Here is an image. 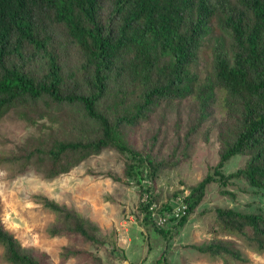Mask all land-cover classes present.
Masks as SVG:
<instances>
[{
	"label": "trees",
	"instance_id": "trees-1",
	"mask_svg": "<svg viewBox=\"0 0 264 264\" xmlns=\"http://www.w3.org/2000/svg\"><path fill=\"white\" fill-rule=\"evenodd\" d=\"M206 36L212 40L211 66L196 82L192 65ZM215 90L225 111L217 124V160L189 187L175 226L211 181L242 178L264 189V0H0V116L13 108L29 124L43 117L50 124L20 153L0 159L53 177L105 147L127 152L150 180L139 183V196L146 193L138 202L143 221L165 238L172 225L156 226L148 205L156 200L152 182L166 165L154 158L150 144L137 149L128 137L161 102L189 94L195 101L184 134L194 132L210 116ZM234 154L245 156L242 164L224 173L222 166ZM36 198L55 215L51 235L115 246L112 234H100L80 212L42 194ZM164 205L170 208V202ZM214 220L223 233L264 251L260 210L217 206ZM0 245L12 264H45L21 247L1 219ZM197 248L246 261L226 238ZM77 252L67 248L61 258ZM161 255L149 264H163Z\"/></svg>",
	"mask_w": 264,
	"mask_h": 264
},
{
	"label": "rangeland",
	"instance_id": "rangeland-1",
	"mask_svg": "<svg viewBox=\"0 0 264 264\" xmlns=\"http://www.w3.org/2000/svg\"><path fill=\"white\" fill-rule=\"evenodd\" d=\"M211 37L202 40L192 65L196 82L209 73ZM219 95L215 90L210 116L190 134L185 135L184 131L195 101L192 94L161 102L132 129L128 137L131 145L139 149L150 144L154 158L166 165L158 170L152 182L158 207L164 209V204L173 200L176 193L188 191L216 162L217 124L225 114ZM39 121H44V126L38 129ZM49 126L47 117L29 124L13 108L8 109L0 116V157L20 153L27 143L47 132ZM244 158L241 154L232 155L221 170L227 173L235 169ZM177 159V164L168 166ZM140 168L127 152L113 147H105L53 177L43 176L33 166L22 170L20 162L0 159V219L22 248L42 256L45 264H95V258L101 264H149L161 253L163 264H264V251H255L243 238L223 233L214 220L217 206L264 213V189L253 187L242 178L211 181L186 220L178 226L170 224L172 234L165 238L150 222L143 221L139 210L138 202L144 197L143 193L139 196V183H150L140 175ZM37 194L80 212L96 224L100 234H112L115 246L51 235L49 228L55 215L37 201ZM218 238L231 240L246 261L197 248ZM67 248L79 252L62 259L61 252ZM0 264H12L3 257L1 245Z\"/></svg>",
	"mask_w": 264,
	"mask_h": 264
},
{
	"label": "built area",
	"instance_id": "built-area-1",
	"mask_svg": "<svg viewBox=\"0 0 264 264\" xmlns=\"http://www.w3.org/2000/svg\"><path fill=\"white\" fill-rule=\"evenodd\" d=\"M144 197L142 198L145 200L146 193H144ZM187 194V191H183L177 193L174 196V199L170 201V208L164 209L161 211H157L158 205L155 201H152L148 207L152 209L151 211V218L154 221L156 226H170V224L174 223L182 214H184L186 209V202L184 200V196ZM143 196V195H142Z\"/></svg>",
	"mask_w": 264,
	"mask_h": 264
}]
</instances>
